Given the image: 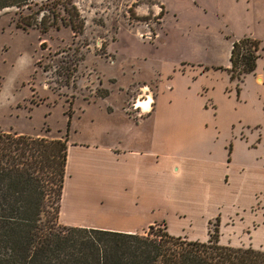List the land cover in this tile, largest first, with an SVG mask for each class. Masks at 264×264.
I'll return each mask as SVG.
<instances>
[{"label": "rangeland", "instance_id": "1", "mask_svg": "<svg viewBox=\"0 0 264 264\" xmlns=\"http://www.w3.org/2000/svg\"><path fill=\"white\" fill-rule=\"evenodd\" d=\"M75 5L85 21L77 35L65 27L23 31L16 27V10L0 12V131L64 139L70 123L69 146L146 150L150 156L155 148L165 170L177 163L187 172L195 164L226 165L228 159L234 166L264 163V150L250 148L264 142V0ZM244 37L260 41L258 72L231 81V43ZM149 97L151 112L135 108ZM77 149L68 186L90 193L92 165H80ZM65 198L59 224L68 226L64 222L82 214ZM163 204L148 219L170 234L196 219L194 210L212 216L204 224L191 220L185 234L172 236L204 242L218 235L224 246L264 250L263 197L255 203Z\"/></svg>", "mask_w": 264, "mask_h": 264}, {"label": "trees", "instance_id": "2", "mask_svg": "<svg viewBox=\"0 0 264 264\" xmlns=\"http://www.w3.org/2000/svg\"><path fill=\"white\" fill-rule=\"evenodd\" d=\"M9 9L23 31L84 30L75 0H0V12ZM260 45L248 37L232 43L231 81L255 73ZM69 128L54 140L0 131V264H264V250L224 246L218 235L203 242L160 225L131 234L59 224Z\"/></svg>", "mask_w": 264, "mask_h": 264}, {"label": "crops", "instance_id": "3", "mask_svg": "<svg viewBox=\"0 0 264 264\" xmlns=\"http://www.w3.org/2000/svg\"><path fill=\"white\" fill-rule=\"evenodd\" d=\"M258 68L255 73L258 72ZM260 77L264 79V76L260 75ZM152 104L153 100L149 97L147 101L138 100L135 108H143L144 113H149ZM152 136L155 138V144H159L158 137ZM74 147L78 148L80 165L89 163L92 165L89 167L92 169V175H88L92 186L90 193L86 192L85 186H68L67 176L69 174L73 176L71 168L73 169L75 164L72 155ZM258 147L264 150V142L262 145H252L250 148L257 150ZM151 151L150 156L146 150L122 151L110 146L103 148L100 145H70L62 198L66 197L68 204L75 206L82 215H77L78 220L76 219L75 222H64V224L72 227L144 234L145 228L149 229L158 222L149 221L148 214L163 208L165 201L178 203L184 201L203 206V203H232L233 201L255 203L258 197L264 199V163L256 166L243 164L234 166L228 159L226 165L212 162L195 164L193 165L195 167H191L187 172L177 163H173L168 170H165L160 160L163 159V154L155 148ZM261 159L264 162V155ZM84 175L81 173L83 178ZM77 197L80 198L77 199ZM61 208L60 218L63 220V206ZM121 211L125 213H119ZM193 212L197 214L196 219L188 218L187 222L180 226L181 229L171 231V235L185 234L186 226L191 220L202 221V224L212 220V216H203L202 210ZM174 215L183 217L180 211H175ZM98 218H104L107 221L93 222Z\"/></svg>", "mask_w": 264, "mask_h": 264}, {"label": "bare ground", "instance_id": "4", "mask_svg": "<svg viewBox=\"0 0 264 264\" xmlns=\"http://www.w3.org/2000/svg\"><path fill=\"white\" fill-rule=\"evenodd\" d=\"M147 107V106H146Z\"/></svg>", "mask_w": 264, "mask_h": 264}]
</instances>
